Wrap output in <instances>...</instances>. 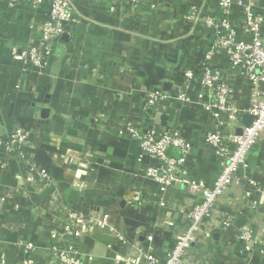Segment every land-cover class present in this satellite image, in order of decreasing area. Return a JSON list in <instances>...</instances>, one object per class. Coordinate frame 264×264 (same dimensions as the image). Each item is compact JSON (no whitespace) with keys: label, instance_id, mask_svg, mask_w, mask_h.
<instances>
[{"label":"crops","instance_id":"obj_1","mask_svg":"<svg viewBox=\"0 0 264 264\" xmlns=\"http://www.w3.org/2000/svg\"><path fill=\"white\" fill-rule=\"evenodd\" d=\"M242 3L231 0L227 15L237 39L248 38ZM249 3L263 17L264 40V0ZM192 4L223 17L218 0H139L136 5L131 0H78L71 11L78 22L58 38L48 64L25 71L12 53L40 42V24L50 4L34 8L0 0V135L28 130L22 150L53 179L50 186L30 179L16 155L0 147V254L5 260L30 257L33 264H50L59 224L76 211L104 216L119 236L94 228L79 238L73 249L83 264H141L147 253L157 263L165 260L176 234L187 228L188 209L201 200L187 192L186 181L210 185L219 172L204 135L225 124L222 114L204 109L208 96L196 80L186 87L187 101L172 95L185 70L197 68L212 34L204 32V40L199 30L188 32L183 17ZM213 67L229 83L239 111L233 127L222 128L227 142L251 122L254 88L223 55L215 57ZM151 91L165 97L150 104L146 94ZM127 123L156 133L179 130L190 149L175 172L178 183L163 186L146 175L157 161L139 155L138 142L124 131ZM167 153L178 157L179 150L170 147ZM61 157L65 162L59 163ZM71 157L85 160L87 167L81 170ZM247 178L255 179L256 186H247ZM242 227L252 228L259 240L250 253L236 239ZM263 228L264 131L238 176L214 201L185 257L189 264H264ZM19 239L32 251L19 246Z\"/></svg>","mask_w":264,"mask_h":264},{"label":"built area","instance_id":"obj_2","mask_svg":"<svg viewBox=\"0 0 264 264\" xmlns=\"http://www.w3.org/2000/svg\"><path fill=\"white\" fill-rule=\"evenodd\" d=\"M45 1L50 4V9L48 16L40 24L42 34L40 42L24 48L18 53L16 51L12 53L13 59L19 61L25 71L36 70L48 64L58 38L65 32L70 23L77 21V17H73L71 11L78 0H7L9 4L27 3L34 8L41 7ZM249 2L250 0H244L242 3L245 11L242 29L248 36L246 39L236 38L234 25L227 18L231 0H218V5L223 12L221 19L204 12L195 4L190 5L189 13L183 17L189 23L188 32L190 34L197 29L200 32L199 35L207 40L206 34L203 33L211 31V36L214 39L209 49L203 53L195 71L192 69L185 70L182 82L172 95L182 101H187L186 87L196 80L208 96L207 101L203 102L204 109L215 116L218 114L224 116V127L216 126L204 135L205 142L218 158L219 172L215 181L210 185H206L203 181L185 180L186 190L189 194L201 195V200L188 209L187 228L176 234L174 243L162 263H157L156 259L147 253L144 262L141 264H189L185 257V251L189 247L195 232L203 220L211 215L212 205L216 198L238 176V171L245 165L249 149L264 131V40L260 35L263 17L260 13L253 12ZM131 3L136 5L139 0H131ZM220 54L226 58L230 67L243 72L254 88L248 107V112L252 116L251 122L243 127L240 134L232 132L229 136L231 142L224 141L222 131L227 126L233 127L239 111L234 102L229 83L224 81L220 71L213 67L215 57ZM164 97L165 95L159 92L151 91L146 94V101L150 104H157L159 99ZM124 129L128 137L138 142L139 155H145L157 161L156 165L149 166L146 170V175L150 179L163 186H170L179 182L175 172L182 169L190 149L189 142L179 130L165 128L156 133L152 129L141 130L132 123H127ZM28 138V130L14 128L5 133L4 136L0 135V147L7 154L16 155L30 179H41L47 186H50L53 184V179L49 173L29 159L22 150ZM229 143L233 146L231 147ZM170 147L179 150L178 157L170 156L167 153ZM71 158V162H75L81 170L87 167L85 160L79 161ZM64 159L61 157L57 160L59 163H63L65 162ZM181 172L185 174L184 171ZM244 183L247 186H256V181L253 178H247ZM59 226L61 228L60 234L55 235L54 241L50 245V264H83L73 249V245L94 228H100L106 234L118 236L104 216L89 211L68 212ZM262 234L264 236V228ZM236 239L247 253L253 251L255 243H259L250 227L240 228ZM17 244L22 246L26 252H31L33 249L32 245L23 239H19ZM0 264H33V262L30 257L9 262L0 254Z\"/></svg>","mask_w":264,"mask_h":264},{"label":"water","instance_id":"obj_3","mask_svg":"<svg viewBox=\"0 0 264 264\" xmlns=\"http://www.w3.org/2000/svg\"><path fill=\"white\" fill-rule=\"evenodd\" d=\"M213 39H214V37L211 36V37L209 38V40L206 42V44H205V46H204V49H203L204 52H206V51L209 49V47H210V45H211ZM43 113H44V112H43ZM176 172L179 173L180 170H177Z\"/></svg>","mask_w":264,"mask_h":264}]
</instances>
